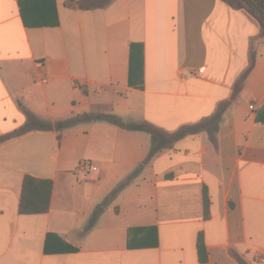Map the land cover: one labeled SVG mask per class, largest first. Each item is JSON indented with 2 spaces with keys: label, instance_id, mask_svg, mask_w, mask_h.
Segmentation results:
<instances>
[{
  "label": "crops",
  "instance_id": "1",
  "mask_svg": "<svg viewBox=\"0 0 264 264\" xmlns=\"http://www.w3.org/2000/svg\"><path fill=\"white\" fill-rule=\"evenodd\" d=\"M54 5L58 25L31 27L21 0H0V135L22 127L27 113L53 123L109 107L175 131L231 100L250 69L216 142L201 131L147 160L149 132L82 120L0 143V264H264L258 20L223 0H108L89 9L29 0L26 11L41 19L36 13ZM84 159L98 170L77 173ZM27 174L53 180L48 212H19Z\"/></svg>",
  "mask_w": 264,
  "mask_h": 264
},
{
  "label": "trees",
  "instance_id": "2",
  "mask_svg": "<svg viewBox=\"0 0 264 264\" xmlns=\"http://www.w3.org/2000/svg\"><path fill=\"white\" fill-rule=\"evenodd\" d=\"M107 1L108 0H69V4L75 3V6L77 8L89 9V8L101 7L105 5ZM223 1L228 3L234 9L247 10L260 23L262 28V35L264 36V0H223ZM28 3L29 0H21V14H22V20L25 25L31 27H35V26L38 27V26H56L59 24L58 14L55 5L45 13H36L39 16H41V19L40 18L32 19V16H30L28 11H26V6L28 5ZM249 69H247L241 75L239 80L235 83L233 96L231 100H226L221 102L217 107L216 111L212 115L205 117L196 123L185 124L175 131L165 130L148 121H144V122L127 121L121 118L120 116H118L116 113H114L109 107L108 111L85 112L68 119L57 120L53 123L49 120L39 119L37 116H35L32 113H27V122L22 127L16 129L13 132L0 135V143L7 142L22 134H25L29 131L36 129L47 130V129L56 128L59 132H61L62 129L65 128L66 126L82 120H108L127 129L142 130L149 132L151 134V139H152V149L148 155L147 160H151L160 152L168 148H171L174 145V143H176L178 140L188 135L199 133L201 131H207L210 135L211 140L213 142H216L217 133L223 121L224 113L231 106L232 100L236 99L237 95L241 91L244 84V79ZM58 137L59 138L61 137V133H59ZM125 183L126 182L121 183L120 187H122ZM117 191L118 189H115L113 192H111V194H109L105 198L103 202L99 204V206L91 216L85 230L91 229L95 225L99 215L104 210V207ZM52 192H53L52 179L40 178L33 176L31 174L25 175L23 179L21 198L19 202V212L22 214H36V213L48 212L51 206ZM203 199H204L203 201H204L205 217L208 218L210 216V211H209L210 198L208 196V192L206 188L204 189ZM197 246L201 261H205L207 259V253L204 242V235L202 232H200L198 236ZM70 249H75V248L70 247Z\"/></svg>",
  "mask_w": 264,
  "mask_h": 264
},
{
  "label": "built area",
  "instance_id": "3",
  "mask_svg": "<svg viewBox=\"0 0 264 264\" xmlns=\"http://www.w3.org/2000/svg\"><path fill=\"white\" fill-rule=\"evenodd\" d=\"M254 105H251V108H253ZM98 170V165L96 163H94L93 161L90 160H81L77 166V173H81L83 175H87L91 172H95ZM257 259L260 261L264 260V253H259L257 255Z\"/></svg>",
  "mask_w": 264,
  "mask_h": 264
},
{
  "label": "rangeland",
  "instance_id": "4",
  "mask_svg": "<svg viewBox=\"0 0 264 264\" xmlns=\"http://www.w3.org/2000/svg\"><path fill=\"white\" fill-rule=\"evenodd\" d=\"M45 120H46V119H45ZM86 160H87V159H86ZM90 161H91V160H90ZM125 184H126V183H125ZM125 184H124V185H125ZM124 185H123V186H124Z\"/></svg>",
  "mask_w": 264,
  "mask_h": 264
}]
</instances>
